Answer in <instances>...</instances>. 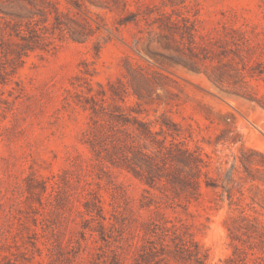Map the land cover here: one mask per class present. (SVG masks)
Here are the masks:
<instances>
[{"label": "rangeland", "instance_id": "1", "mask_svg": "<svg viewBox=\"0 0 264 264\" xmlns=\"http://www.w3.org/2000/svg\"><path fill=\"white\" fill-rule=\"evenodd\" d=\"M49 1L71 17L79 12L75 0ZM92 1L100 7L89 6L91 18L88 11L76 18L100 24L93 37L77 42L66 31L55 49L30 53L7 84L0 85V264H90V249L81 240L79 252L76 241L89 224L83 223L90 218L83 213L84 203L96 196L106 218L99 221L106 226L125 223L130 243L156 218L141 208V200L146 195L144 201L163 204L159 192L150 198L146 185L113 168L88 143H97L98 151L111 147L103 137L110 128L128 132L130 142L136 139L133 126L116 127L93 113L91 97L103 103L100 84L121 95L106 97L109 111L124 110L151 121L170 118L182 126L190 147L203 151L212 179L224 178L236 164L244 201L235 190L231 205L227 192L204 183L201 201L187 211L162 207L169 219L191 225L208 251V264H226L239 254L237 248L250 252L249 243L232 239L231 227L232 218L242 213L264 222V166L248 173L240 162L244 147L264 154V0ZM108 3L113 11L103 8ZM2 8L22 11L10 4ZM166 13L180 28L194 25V41L159 28ZM132 18L136 22L121 25ZM210 76L220 80L215 84ZM220 136L230 140L218 142ZM246 155L264 165V157ZM55 181L60 187L50 205L46 197ZM252 195L257 203L252 204ZM95 238L105 245L99 232ZM92 240L88 244L96 246ZM131 255L125 264L131 263ZM252 259L249 254L247 263L254 264Z\"/></svg>", "mask_w": 264, "mask_h": 264}, {"label": "trees", "instance_id": "2", "mask_svg": "<svg viewBox=\"0 0 264 264\" xmlns=\"http://www.w3.org/2000/svg\"><path fill=\"white\" fill-rule=\"evenodd\" d=\"M98 1L107 2L105 0ZM110 1L116 5L124 2V0ZM74 2L79 12L71 17L62 11L56 3L49 0H0V85L7 84L10 76L24 64L25 58L30 53L49 52L55 49L56 39L62 40L66 31L72 40L86 42L100 30V24L94 27L89 20L85 19V23H83L76 18L80 12L86 11H88L86 15L91 18L89 6L99 8L100 5L92 0H75ZM4 4H10L22 11H6L2 8ZM103 8L113 11L110 3ZM124 10L131 17H136V14L128 8ZM131 22H136V19H128L121 25ZM178 23L169 13L165 14V20L157 22L159 28L172 31L182 37L183 34H186L190 42L194 41L198 32L196 27L187 25L183 29L178 26ZM241 35L243 42L247 43L249 49H252L250 41L244 37L243 33ZM243 70L246 71V66ZM240 77L241 80H245L247 76L241 72ZM251 77H253L252 73ZM215 78L209 77L216 84V80H220V78ZM100 86L103 103L100 104L94 96L90 99L93 102L91 109L95 116L105 119L108 117L110 122L116 124V127L119 125V127L133 126L136 139L130 142L127 139L130 137L128 132L124 133L125 137H123V134H119L120 131L116 132L120 129L113 131L110 128V131H106L103 137L106 145L110 143L111 147L98 151L97 143L93 141H88V143L93 151L97 152L99 157L111 164L113 168L128 171L146 185L148 188H145V192L150 198L156 194L153 191H157L160 194L159 198L164 201L163 204L174 209L181 207L187 211L190 205L201 201L205 183L207 188H222L224 192H227L231 205L235 203V190L243 197V200L239 198V201L246 199L243 186L236 177V164L227 171L224 178L212 179L207 172L209 163L204 158L203 151L190 147L182 126L170 118L151 121L126 114L124 110H121L120 114H116V111H109V108L104 106V103L107 102L106 97L110 95L112 99H115L121 95H118L114 87H110V93H108L103 85L100 84ZM89 92H92L91 88ZM139 97L143 98L142 95ZM157 126H159V130H156ZM228 140H230L229 137L220 136L218 142ZM243 150L240 162L246 172L249 173L251 167L264 166L262 162L246 155V152L249 151L251 155L262 157L264 154L246 147ZM90 185V183L86 184V186ZM86 186L81 188L85 191ZM59 187L60 183L55 181L52 185V192L46 197L50 205H53V199L56 198ZM147 198L148 196L144 195L141 200V208L149 210L156 218H151L148 223L149 229L143 231L144 234H141V231L137 233L136 238L139 240L134 243H130V240L125 237L126 229L124 227L127 226L125 223L119 227L112 222L106 226L99 221V218L102 220H106V218L97 196L93 200L86 201L84 203L86 210L83 213L90 218L83 219V223L90 224L98 221V225H83V229L80 230L81 238L76 241L79 252L82 249L81 240H83L85 242L83 248L90 249V259H88L90 264H125L123 260L129 261L130 254H132L130 264H172V262L176 264H208V251L196 240L191 225L181 220L169 219L163 212V204L154 201L153 198L144 201ZM249 198L252 204L257 203L256 195L249 196ZM245 205L249 206L250 204L246 203ZM231 228L232 239L249 243L250 252L237 248L239 254L236 256L235 252V257L230 258L226 264H248L246 260L249 254L253 256L254 264H264V222L242 213L239 217L232 218ZM97 232H99L100 239L106 242L105 245H101L100 240L95 238ZM91 238L93 243H97L96 246L88 244ZM130 249L133 251L131 252Z\"/></svg>", "mask_w": 264, "mask_h": 264}]
</instances>
